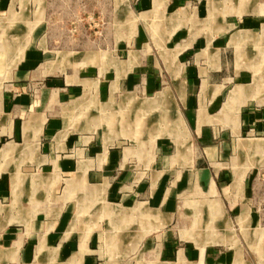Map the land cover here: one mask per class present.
<instances>
[{"label": "crops", "instance_id": "crops-1", "mask_svg": "<svg viewBox=\"0 0 264 264\" xmlns=\"http://www.w3.org/2000/svg\"><path fill=\"white\" fill-rule=\"evenodd\" d=\"M233 1L0 0V264H248L233 223L264 264V7Z\"/></svg>", "mask_w": 264, "mask_h": 264}, {"label": "rangeland", "instance_id": "rangeland-1", "mask_svg": "<svg viewBox=\"0 0 264 264\" xmlns=\"http://www.w3.org/2000/svg\"><path fill=\"white\" fill-rule=\"evenodd\" d=\"M121 3V2H120ZM238 5V7H264V0H234L233 1V4L235 5ZM94 18V17H93ZM93 18H89L87 23H86V26H91L89 27V29H93L92 31L94 32L95 30L97 29H100L102 28V26L104 27L105 26V21L103 20V22L101 21L100 23L98 21H95ZM96 22L97 23V27L96 26ZM250 146V144H249ZM187 211L190 210V208H186ZM188 213H184L182 219L181 218H178L177 220L173 219L172 223H171V227L169 226L167 228V235H168V238L170 236V238H172L173 240H176L182 244H189V245H193L192 241H189V240H186L185 239V236H181L182 233H192L193 231H199L200 233L202 231H204V223L207 222L206 221H202V220H197V219H191L189 218L188 216H186ZM188 217V218H187ZM211 223H213V221H211ZM208 220V225L209 226V230L210 231H213V228L215 229L214 227V224H211ZM174 225V227H172ZM216 226V225H215ZM232 228H233V232H234V235L236 236V239H237V245L236 244H232L231 245V252L232 254L234 253L235 254V251H236V248L237 246L241 245L240 248H241V251H242V255H243V258L245 260L248 261V264H259V256L257 258V253L254 252L252 250V248L255 246V242H254V238L250 241L251 242V246L249 245V249H246L247 247L244 245V243L240 244V237H239V233H238V225L234 224L232 225ZM217 232V230H216ZM180 233V234H179ZM205 237V235H201V240H203ZM253 236H251L252 238ZM203 238V239H202ZM245 238V236H244ZM205 240V239H204ZM216 242V241H215ZM217 242H220V240H217ZM264 242V241H263ZM263 246H264V243H262ZM247 250V251H246ZM158 252V246L157 245H153L151 247V252L150 254L146 252V261L148 260H153L154 263H151V264H175L174 262L176 261V259H174L175 257H168V258H160L159 255L157 254ZM263 253V252H262ZM264 254V253H263ZM150 255V257H149ZM239 257L238 255H236L235 259ZM156 258V259H155ZM187 262H196L197 260L194 259V258H187L186 259ZM258 261V262H257ZM166 262V263H164ZM184 264H187L186 262H183ZM201 264H209L205 261L202 260V263ZM217 264V263H215Z\"/></svg>", "mask_w": 264, "mask_h": 264}, {"label": "bare ground", "instance_id": "bare-ground-1", "mask_svg": "<svg viewBox=\"0 0 264 264\" xmlns=\"http://www.w3.org/2000/svg\"><path fill=\"white\" fill-rule=\"evenodd\" d=\"M174 125H175V127H176L177 129L180 127V125H182V121L180 120L179 117L176 118ZM182 235H183V234H182ZM221 241H222V240H221ZM221 241H220V242H221ZM229 241H230V240H229ZM216 242H217V241H216ZM230 242H231V241H230ZM183 262H184L183 260H180V261H179L180 264H184ZM195 264H196V263H195ZM235 264H241V261H240V258H239V257H237V258L235 259Z\"/></svg>", "mask_w": 264, "mask_h": 264}]
</instances>
